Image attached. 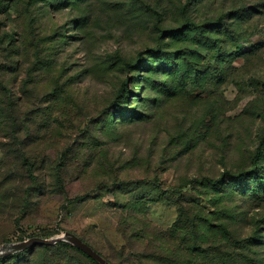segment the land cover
I'll list each match as a JSON object with an SVG mask.
<instances>
[{
	"label": "rangeland",
	"instance_id": "374dc122",
	"mask_svg": "<svg viewBox=\"0 0 264 264\" xmlns=\"http://www.w3.org/2000/svg\"><path fill=\"white\" fill-rule=\"evenodd\" d=\"M0 3V81L21 130L0 135V248L68 231L120 254L118 202L145 181L155 225L181 200L218 211L264 264V0ZM18 253L0 264L33 251Z\"/></svg>",
	"mask_w": 264,
	"mask_h": 264
},
{
	"label": "trees",
	"instance_id": "16d2710c",
	"mask_svg": "<svg viewBox=\"0 0 264 264\" xmlns=\"http://www.w3.org/2000/svg\"><path fill=\"white\" fill-rule=\"evenodd\" d=\"M139 62L140 60L137 64ZM125 87L126 82H123L117 97ZM7 98V85L0 81V135L18 138L20 126L15 122ZM22 160L24 164L28 162L25 154L22 155ZM249 171L252 170L245 173ZM224 175L234 183L239 179L238 176L245 174L226 172ZM205 180L213 185L215 183L212 179ZM138 182L135 185V195L127 192L128 194H123L127 198L118 202L122 214L118 217L116 230L125 242L122 252L108 257L95 249L111 264H263L251 255L252 244L249 243V238L235 239L230 224L220 218L221 213L218 214V211L213 214L205 213L195 205H188L181 200L176 204L177 218L169 227L162 229L155 225L148 218L149 205L154 203L151 194L154 184ZM123 195L118 196L121 198ZM161 197L160 201L167 200L163 198L164 194ZM125 212L129 214L124 216ZM232 241L236 243L235 246H232ZM59 247L61 251L54 252ZM31 251L33 253L30 255ZM22 253L30 255L26 258V264H99L71 244L62 241L54 245H37L18 254ZM12 256L13 254L3 257L0 261Z\"/></svg>",
	"mask_w": 264,
	"mask_h": 264
},
{
	"label": "water",
	"instance_id": "95a60500",
	"mask_svg": "<svg viewBox=\"0 0 264 264\" xmlns=\"http://www.w3.org/2000/svg\"><path fill=\"white\" fill-rule=\"evenodd\" d=\"M60 241L71 244L73 247L82 251L84 254H86L88 257L98 262L99 264H111L79 236L68 231L56 237L44 238L35 236L16 243L4 245L2 248H0V259L13 253L35 247L37 245H54Z\"/></svg>",
	"mask_w": 264,
	"mask_h": 264
}]
</instances>
